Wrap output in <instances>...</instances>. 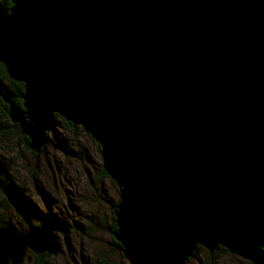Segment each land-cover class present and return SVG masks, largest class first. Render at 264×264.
<instances>
[{"label": "water", "instance_id": "95a60500", "mask_svg": "<svg viewBox=\"0 0 264 264\" xmlns=\"http://www.w3.org/2000/svg\"><path fill=\"white\" fill-rule=\"evenodd\" d=\"M11 3L0 9V61L24 92L18 105L0 82L9 117L36 152L55 130L56 114L100 145L103 168L120 187L113 234L130 264H186L199 245L264 264V229L254 247L231 218L237 183L209 190L204 181L212 159L196 126L202 101L212 115L217 97L195 99L186 87L192 52L185 29L169 18V0ZM238 125L215 132H243ZM5 193L28 229L0 227V264H19L27 248L57 251L50 229L32 224L37 211Z\"/></svg>", "mask_w": 264, "mask_h": 264}, {"label": "rangeland", "instance_id": "374dc122", "mask_svg": "<svg viewBox=\"0 0 264 264\" xmlns=\"http://www.w3.org/2000/svg\"><path fill=\"white\" fill-rule=\"evenodd\" d=\"M253 3L260 16L258 20L263 25L264 0H254ZM235 53L232 49L224 53L221 74L207 83L208 72L203 59L198 57L192 84L196 88L207 85L209 96H216L221 108L225 109L228 82L234 78L242 93L246 112L253 119L264 118V57H259L253 51ZM207 101L206 98L202 101L204 105L199 110L196 133L212 157L227 166L228 171L243 182L249 195L260 201L262 212L259 216L263 219L264 139L247 128L241 132L231 127L219 135L211 122ZM55 119L57 137H52L46 148L42 147L40 152H36L23 140L20 130H10L0 110V159L12 175V184L24 193L37 212L45 216V219H38L32 214V224H45L59 245L56 252H44L46 254L42 258L27 248L19 264H41L42 259L43 264H130L123 249L114 242L117 240L111 229L115 222L114 204L120 199V187L107 172V176L102 174L101 148L81 125L71 130L58 121L59 118ZM1 186L0 220H11L18 230H27V223L12 205L4 211L2 198L5 193ZM241 193L243 202H248L250 196L245 194L246 191ZM47 207L51 212L45 214ZM54 217L55 221L59 218L65 223L66 233L57 230L59 226ZM235 223L249 239L255 242L259 239L255 226L246 220L243 212L236 215ZM186 264L252 263L229 250L210 252L203 247Z\"/></svg>", "mask_w": 264, "mask_h": 264}, {"label": "trees", "instance_id": "16d2710c", "mask_svg": "<svg viewBox=\"0 0 264 264\" xmlns=\"http://www.w3.org/2000/svg\"><path fill=\"white\" fill-rule=\"evenodd\" d=\"M253 1L254 0H169L171 8L169 18L173 23H179L185 29L187 35L186 42L192 52V67L187 78L186 87L192 92L195 99L203 98L209 93L207 85L196 88L192 84L193 70L198 57H201L204 61V68L208 72L207 80L214 79L221 74L223 65L222 56L224 53L228 52L229 49L236 51V53H239V51H253L259 57H264V24H260V21L258 20L260 19V16L258 17L257 12L255 11L256 6ZM11 5V0H0V9L2 10L8 11ZM261 20L264 22V18H261ZM207 80H205L206 83L208 82ZM0 82L5 83L6 89L4 92L8 98L18 105H22L24 83L10 78L5 64L1 61ZM237 87L235 79H231V81L228 82V92L225 94V108L233 109L235 117L232 113L230 115L228 114V117L223 115V109L221 108V103L218 99L210 98L212 102L211 109L213 111L211 122L215 126V130H219L220 133H222L230 121L232 124H241L243 128L245 127L250 131H253L256 135L264 139V118H251L250 113L245 110L246 107L241 99L242 93L240 88ZM0 110L2 115L8 121L10 130L11 128L20 130L18 123L11 121L9 117V104L2 96H0ZM55 117L57 119L59 118L58 121L63 122L70 127L71 130L76 129V125L71 121L60 117L57 114ZM22 138L23 140H26V144L29 143V139L25 134H22ZM92 140L96 142L93 138ZM98 146L100 147L99 144ZM44 148H46V146H44ZM206 151L212 159V164L206 170L204 177L207 188L209 190H216L222 187L228 180H234L237 183L238 193L235 202L232 204V220L235 223L236 215H238L239 212H243L246 220L255 226L257 232L264 229V218L262 219L259 216L262 212V204L260 201L249 195L243 182L232 172L228 171L227 166L223 165L219 159L212 157L208 149H206ZM33 154L36 155V153ZM101 170L103 175H108L103 167ZM12 182L13 179L12 175L9 174V169L0 159V184L2 185L0 186L2 192L5 193L6 191H9L24 199V193L12 184ZM241 191H246L245 194L250 196L248 202H243ZM27 200L28 198L24 201L28 205H31L28 202L29 200ZM2 201L3 207L5 208L4 211H6V209L11 206L6 193L3 195ZM114 206L116 209L117 204H114ZM45 211L46 214L51 212L48 207ZM40 215H42V219H45L43 214L40 213ZM113 218L115 221V216H113ZM53 220L55 221V217ZM7 223L13 222L11 220L2 219L0 220V227ZM55 223L60 228H57V230H62L66 233L67 226L64 222L56 219ZM60 223H64L65 226L59 225ZM235 224L237 225V223ZM116 228V222H114L111 230L114 232ZM52 239L53 242H57L53 236ZM247 239L254 247L262 246V240L260 238V240L258 239L256 242L248 237ZM114 242L117 247L122 248L118 241L114 240ZM201 248L203 247L199 245L195 254ZM218 249L227 250L224 247H219ZM42 255L43 254H38L36 256L42 258ZM40 263L43 264L44 259H42Z\"/></svg>", "mask_w": 264, "mask_h": 264}, {"label": "bare ground", "instance_id": "6f19581e", "mask_svg": "<svg viewBox=\"0 0 264 264\" xmlns=\"http://www.w3.org/2000/svg\"><path fill=\"white\" fill-rule=\"evenodd\" d=\"M170 7V6H169ZM171 9V8H170ZM170 12H171V10H170ZM186 41H187V38H186ZM186 44H187V42H186ZM57 130H56V128H55V130L53 129V130H49V139L48 140H46V143H45V145L44 146H48V142H49V140H52V136H54L55 138L57 137ZM52 133V136L50 135ZM43 146V147H44ZM59 219V218H58ZM50 220V219H49ZM59 225H63V226H65L64 225V223H60ZM60 231V230H59ZM62 231V230H61Z\"/></svg>", "mask_w": 264, "mask_h": 264}, {"label": "flooded vegetation", "instance_id": "af4514ba", "mask_svg": "<svg viewBox=\"0 0 264 264\" xmlns=\"http://www.w3.org/2000/svg\"><path fill=\"white\" fill-rule=\"evenodd\" d=\"M56 199V198H55ZM24 200H26V197L24 198ZM57 200V199H56ZM58 201V200H57ZM32 212V211H31ZM44 213L46 214V211H44ZM31 214H34L33 212L31 213ZM35 217H36V215H35ZM37 218L38 219H40L41 218V216H37ZM23 232H26V231H23ZM46 253H44L43 255H45Z\"/></svg>", "mask_w": 264, "mask_h": 264}]
</instances>
